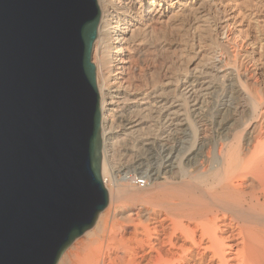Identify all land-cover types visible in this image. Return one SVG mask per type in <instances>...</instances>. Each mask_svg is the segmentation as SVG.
Returning <instances> with one entry per match:
<instances>
[{
	"label": "bare ground",
	"instance_id": "1",
	"mask_svg": "<svg viewBox=\"0 0 264 264\" xmlns=\"http://www.w3.org/2000/svg\"><path fill=\"white\" fill-rule=\"evenodd\" d=\"M96 1L93 63L109 203L58 264H264V88L254 87L264 79L247 76L260 56L244 41L251 22L261 24L263 0ZM189 32L187 70L136 73L137 56L160 51L169 35ZM224 88L235 106L218 114V148H210L212 137L204 131L180 160L163 164L153 186L146 181L140 188L130 179L111 188L109 170L133 155L156 148L171 154V143L187 131L195 137L189 111L201 118L204 98ZM185 94L199 96L191 109ZM237 113L254 120L242 142Z\"/></svg>",
	"mask_w": 264,
	"mask_h": 264
},
{
	"label": "water",
	"instance_id": "2",
	"mask_svg": "<svg viewBox=\"0 0 264 264\" xmlns=\"http://www.w3.org/2000/svg\"><path fill=\"white\" fill-rule=\"evenodd\" d=\"M96 0H0V264H58L109 203Z\"/></svg>",
	"mask_w": 264,
	"mask_h": 264
},
{
	"label": "rangeland",
	"instance_id": "3",
	"mask_svg": "<svg viewBox=\"0 0 264 264\" xmlns=\"http://www.w3.org/2000/svg\"><path fill=\"white\" fill-rule=\"evenodd\" d=\"M263 4H264V0H263ZM264 12V11H262ZM262 18V19H261ZM259 20H262L261 21V24L260 23H256L255 21L251 22L252 24L249 25L250 27L248 28L247 30V34H246V39L244 40L245 43L247 44V46L250 48V49H253L254 48V45H255V50H257V58L260 60H258V64H254V63H250L249 65V73H248V77L250 76H257V73H261V75H263L262 77H260L261 80L264 79V72H261V71H264V13H261L260 15V19ZM258 25H260L258 27ZM256 26V27H255ZM261 27V28H260ZM235 30V29H234ZM261 31V32H260ZM255 32V33H254ZM191 32L188 33V36L185 35V36H175V35H169L167 37L169 38H166V41H165V45L164 47L157 52V50L155 51H151L150 53H145L146 55H141L142 59L137 56L135 58V63H134V67H135V71L137 70L136 73H151L153 75H157L156 77L158 76H163V74L166 73V70H168V68L171 70L172 68V72H177L178 73L182 70V71H185L187 70L188 68V59H190V56L191 58L193 59V54H192V50H191V44L194 42V38H193V35L190 34ZM192 36V38H191ZM173 37V38H172ZM180 37V38H179ZM176 38V40H175ZM180 41H179V39ZM256 38V39H255ZM168 39V40H167ZM173 39V40H171ZM187 39V40H186ZM193 39V40H192ZM170 40V41H169ZM184 40V41H183ZM169 41V42H168ZM176 41V42H175ZM188 41V42H187ZM193 41V42H191ZM181 44H180V43ZM188 43V45L185 44ZM190 42V43H189ZM254 42V43H253ZM174 43V44H173ZM167 44V45H166ZM185 44V45H184ZM261 46H260V45ZM190 45V46H189ZM258 45V46H257ZM184 47V48H183ZM258 47V49H257ZM261 47V48H259ZM188 50H187V49ZM190 48V49H189ZM182 49H185L182 50ZM261 49V50H259ZM191 50V51H190ZM259 50V52H258ZM169 51V52H168ZM178 51V52H177ZM183 51V52H182ZM190 53H189V52ZM157 55H155L156 53ZM162 52V53H161ZM187 53V54H186ZM260 55H259V54ZM153 56H152V55ZM160 54V55H159ZM149 55V56H147ZM151 55V56H150ZM163 55V56H162ZM187 55V56H186ZM146 56V57H145ZM168 56V57H167ZM183 56V57H181ZM189 57V58H188ZM262 57V58H261ZM139 58V59H138ZM150 58H153L151 59L152 62L151 63H148L150 62L149 59ZM184 62H183V60ZM186 58V59H185ZM145 59V60H144ZM157 62H156V60ZM190 59V60H192ZM139 60H142L139 61ZM148 60V61H146ZM179 61V62H178ZM182 61V63H184V65L180 62ZM188 61V62H187ZM145 62V63H144ZM171 62V63H170ZM187 62V63H186ZM154 63V64H153ZM136 64V65H135ZM150 64V65H149ZM177 64V65H176ZM180 64V65H179ZM252 64V65H251ZM261 64V65H260ZM153 65V66H152ZM183 65V66H182ZM255 65V66H254ZM257 65V66H256ZM150 66V67H149ZM170 66V67H168ZM181 66V68H180ZM253 66V68H252ZM149 67V68H147ZM166 67V69H165ZM174 67V68H173ZM186 67V68H185ZM251 67V68H250ZM260 67V68H259ZM160 70V72L158 71V69ZM163 68V69H162ZM178 68V69H177ZM184 68V70H183ZM257 68V69H256ZM260 70H259V69ZM155 69V70H154ZM252 69V70H251ZM152 70V71H151ZM162 70V71H161ZM143 71V72H142ZM255 74H254V72ZM257 71V72H256ZM157 72V74L155 73ZM165 72V73H164ZM252 73V74H251ZM246 76V77H247ZM258 77V76H257ZM258 77V78H259ZM263 78V79H262ZM264 84V81L263 83ZM261 83H259V85H255L254 87H256L257 90L259 91H263V86ZM261 85V86H260ZM262 87V88H261ZM259 88V89H258ZM219 91H222V92H219ZM217 92H214V94H211L210 96L213 97L210 98V96H206L204 98L205 102H206V108H205V113L204 116L203 114L200 116L201 118L199 117H196V115L194 113H191V110L189 111L190 112V120L192 121V124H193V127H194V130L196 131L195 132V137H193L194 135L192 134V132H188L184 134L183 136V139L181 141L178 142H173L171 143L172 146H173V152L171 154H168V152H166L165 150L161 149V148H156V150H154L153 153L150 152H142V153H138L140 156L139 158L138 157V154L137 155H131L132 157H130V160L129 162L124 166V167H120V168H116V169H110V173L111 175H109V185L111 186V188H114L115 189V185L117 184H125V182H129L130 179H132L133 177H136V178H143L145 179L146 181L149 182V185L150 186H153V184H155L157 182V175H158V172L160 170V168L163 166V164L167 161V160H170L172 159L173 161H178L182 158V156L184 155V152H186L190 147H191V144L194 143L195 139H196V144L198 143L199 141V138L200 136L203 134L204 131L208 132L211 137H212V141H211V144H210V148H218L219 144L222 142L223 140V136L220 135V131H219V128H218V123L216 121H218V114H220V112L226 108L227 106L229 108H233L235 105H234V102L233 100L231 99L230 95L227 94L228 91H227V88H224L223 90H219ZM226 92V93H225ZM214 95V96H212ZM186 96V97H184ZM191 97V98H190ZM195 97V98H193ZM186 98V99H185ZM190 98V99H189ZM199 98V96L197 94H185L183 95L182 97V100L185 102V106L187 105L188 108H192V105H194L196 103V100ZM203 98V97H202ZM201 98V99H202ZM195 99V100H194ZM215 99V100H214ZM190 101V102H189ZM209 101V102H208ZM192 102V103H191ZM194 102V103H193ZM210 106H209V105ZM186 106V107H187ZM210 107V108H209ZM212 107V109H211ZM209 108V109H208ZM208 109V110H207ZM208 112H207V111ZM240 114V115H239ZM216 115V116H215ZM233 115V113H232ZM192 116L193 119H192ZM237 116V124L239 125L240 127V132H241V142L244 140V137H245V133L246 131V128L248 129L249 125L254 122V120H250L248 118V116L243 113H237L236 114ZM209 117V118H208ZM199 118V119H198ZM204 118V120H202ZM239 118V119H238ZM196 121V122H195ZM215 121V122H214ZM251 121V122H250ZM255 121H257V119H255ZM199 122V123H198ZM195 123L198 125H195ZM202 123V124H200ZM214 124V125H213ZM205 125V126H204ZM197 126V127H196ZM247 126V127H246ZM211 127V128H210ZM245 128V129H244ZM200 129V130H199ZM203 129V130H202ZM213 129V130H212ZM243 130V131H242ZM218 132V133H217ZM243 132V133H242ZM202 133V134H201ZM216 133V134H215ZM187 134V135H186ZM199 134V135H198ZM244 136H243V135ZM193 135V136H192ZM219 135V136H218ZM199 137V138H196V137ZM222 139V140H220ZM194 140V141H193ZM219 141H221L219 143ZM102 153H103V149H102ZM183 153V154H182ZM168 155V156H167ZM148 156V157H147ZM150 156V157H149ZM144 159V160H143ZM120 169V170H119ZM129 179V180H128ZM114 185V186H112ZM149 186V187H150ZM146 190H149V188H147ZM146 190H139L140 193L142 192H146ZM144 192V193H145ZM82 237V236H81ZM80 237V238H81ZM79 239V238H78Z\"/></svg>",
	"mask_w": 264,
	"mask_h": 264
},
{
	"label": "built area",
	"instance_id": "4",
	"mask_svg": "<svg viewBox=\"0 0 264 264\" xmlns=\"http://www.w3.org/2000/svg\"><path fill=\"white\" fill-rule=\"evenodd\" d=\"M132 179H134L135 181V184L140 187V188H145L147 183H146V180L143 179V178H136V177H133Z\"/></svg>",
	"mask_w": 264,
	"mask_h": 264
}]
</instances>
